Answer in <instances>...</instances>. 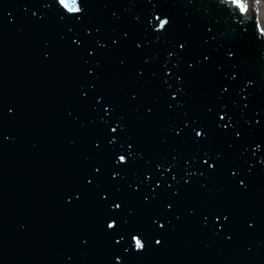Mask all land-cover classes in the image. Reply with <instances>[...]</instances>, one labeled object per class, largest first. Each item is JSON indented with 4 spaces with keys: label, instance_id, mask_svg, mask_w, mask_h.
I'll return each mask as SVG.
<instances>
[{
    "label": "water",
    "instance_id": "1",
    "mask_svg": "<svg viewBox=\"0 0 264 264\" xmlns=\"http://www.w3.org/2000/svg\"><path fill=\"white\" fill-rule=\"evenodd\" d=\"M257 0H0V264H264Z\"/></svg>",
    "mask_w": 264,
    "mask_h": 264
},
{
    "label": "bare ground",
    "instance_id": "2",
    "mask_svg": "<svg viewBox=\"0 0 264 264\" xmlns=\"http://www.w3.org/2000/svg\"><path fill=\"white\" fill-rule=\"evenodd\" d=\"M248 1V0H247ZM260 4V6H259V11H260V13H259V15H260V20H261V22H262V24H263V26H264V9H263V5H262V3H259Z\"/></svg>",
    "mask_w": 264,
    "mask_h": 264
},
{
    "label": "rangeland",
    "instance_id": "3",
    "mask_svg": "<svg viewBox=\"0 0 264 264\" xmlns=\"http://www.w3.org/2000/svg\"><path fill=\"white\" fill-rule=\"evenodd\" d=\"M259 1L262 3L264 9V0H259Z\"/></svg>",
    "mask_w": 264,
    "mask_h": 264
}]
</instances>
